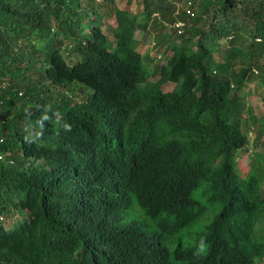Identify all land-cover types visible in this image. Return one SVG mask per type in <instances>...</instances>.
I'll use <instances>...</instances> for the list:
<instances>
[{
	"label": "trees",
	"instance_id": "16d2710c",
	"mask_svg": "<svg viewBox=\"0 0 264 264\" xmlns=\"http://www.w3.org/2000/svg\"><path fill=\"white\" fill-rule=\"evenodd\" d=\"M172 1L111 6L109 40L95 0H0V264L264 260V153L238 169L264 0ZM160 22L154 66L137 33Z\"/></svg>",
	"mask_w": 264,
	"mask_h": 264
},
{
	"label": "rangeland",
	"instance_id": "374dc122",
	"mask_svg": "<svg viewBox=\"0 0 264 264\" xmlns=\"http://www.w3.org/2000/svg\"><path fill=\"white\" fill-rule=\"evenodd\" d=\"M95 2L98 5V9L101 12L103 16V31L109 38V40H112V28L114 27L113 20L111 18L110 14H105L110 11L111 6H116L120 9H125L128 12H130L132 15H139L142 12V0H113V5L108 4L106 0H95ZM172 3H174V6L178 8L179 10L187 9L189 0H173ZM154 24V23H153ZM150 25V28L148 29L147 33H137L139 41V46L137 48V51L140 52L141 55L144 57H148L152 62L154 66H157V62L159 65V61L165 56L164 49L155 43H159L161 37L164 33L168 32L169 26L167 22H160L158 25ZM182 24V23H180ZM161 27H164L161 29ZM203 26L202 28H205ZM157 47V48H156ZM227 45L225 43L219 44L218 52L214 53V59L215 62L222 60V55L220 54L225 51ZM156 48V49H155ZM263 79H257L256 76L252 78V82H249L247 84V90L252 95V97H245V106L248 107H255V113L257 116H264V104L261 99V91L260 94H257L254 90V87L256 84L260 85L262 83ZM7 83V82H5ZM5 83H0V87L3 88L6 86ZM173 85L166 86L164 89L165 91H170L172 89ZM260 134L258 137L255 136L256 133H250L249 134V144L244 148L243 151H240L239 153V166L238 169L240 172L248 171L249 168L253 165V154L254 152H261L264 153V129L260 128ZM259 130V129H258ZM262 194L264 195V183L262 187ZM20 219H23L21 216H15L11 217L9 219H6L3 221L5 228H10L14 222H20ZM257 234L264 238V223L259 224L257 226ZM259 264H264V260L259 261Z\"/></svg>",
	"mask_w": 264,
	"mask_h": 264
},
{
	"label": "built area",
	"instance_id": "2783aa9c",
	"mask_svg": "<svg viewBox=\"0 0 264 264\" xmlns=\"http://www.w3.org/2000/svg\"><path fill=\"white\" fill-rule=\"evenodd\" d=\"M183 26V23L182 24H180V23H176L175 24V28H177V29H180L181 27ZM2 141H0V143H1ZM3 157H2V154H0V160L2 159Z\"/></svg>",
	"mask_w": 264,
	"mask_h": 264
},
{
	"label": "clouds",
	"instance_id": "9594fccd",
	"mask_svg": "<svg viewBox=\"0 0 264 264\" xmlns=\"http://www.w3.org/2000/svg\"><path fill=\"white\" fill-rule=\"evenodd\" d=\"M45 119H47V117H45ZM205 245L203 242H201V245H200V250L202 251L204 249Z\"/></svg>",
	"mask_w": 264,
	"mask_h": 264
}]
</instances>
